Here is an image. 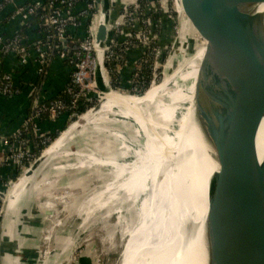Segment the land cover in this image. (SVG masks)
Instances as JSON below:
<instances>
[{
	"label": "water",
	"instance_id": "obj_1",
	"mask_svg": "<svg viewBox=\"0 0 264 264\" xmlns=\"http://www.w3.org/2000/svg\"><path fill=\"white\" fill-rule=\"evenodd\" d=\"M178 1L190 26L187 34L192 37L185 57L194 53L197 41L192 32L205 42L194 85L191 126L195 134L182 139L181 157L173 154L177 156L176 183L171 181L170 188L173 191L177 185L186 193L190 216L188 222L183 218L181 234L183 238L192 234L187 246L196 264H264V160L259 163L251 156L264 120V72L253 73L264 56V13L259 10L264 0ZM98 4L99 21L92 43L97 50V89L104 94L116 92L109 83L104 52L109 47L113 4L112 0H98ZM75 37L85 40L87 36L80 30ZM182 104L185 108L178 114ZM182 104L168 125L170 134L192 107ZM86 110L63 127L52 143ZM0 137V147L4 148L6 136ZM168 139L176 143L172 137ZM43 151L33 163L38 167L45 165ZM173 155L167 157L170 164ZM202 157L208 167L200 169ZM33 164L24 172L28 176L34 175ZM5 193L0 191V243L9 203ZM2 254L0 248V264Z\"/></svg>",
	"mask_w": 264,
	"mask_h": 264
},
{
	"label": "rangeland",
	"instance_id": "obj_2",
	"mask_svg": "<svg viewBox=\"0 0 264 264\" xmlns=\"http://www.w3.org/2000/svg\"><path fill=\"white\" fill-rule=\"evenodd\" d=\"M177 2L179 1L177 0ZM125 4L129 5V2L127 1ZM125 4L120 5L121 8L125 9ZM164 6L167 7L166 12L168 13L164 18L173 25V32L171 40L161 46V51L165 52L164 59L156 61L154 63L155 68L149 70L156 76V82L151 85L153 80L151 74L147 88L148 90L152 88L159 94L145 106L144 114L153 124L165 125L171 132L168 125L173 121L177 106L185 102L189 106L192 105L191 108H187L182 116L193 111L194 85L202 53L205 50V42L200 41L195 32H192L197 42L193 55L186 58L187 41H192V37L187 34L190 31V26L185 20L182 10L177 9L176 0H166ZM158 8L161 10L160 7ZM118 9H112V19L119 15ZM154 13L163 14L161 11ZM157 19H161L162 22V18L158 17ZM110 31H112V27H110ZM160 42L157 41L159 47ZM172 50H174L173 54L175 53V55L170 60L171 62H168ZM199 52L198 57L193 60ZM136 55L139 56L140 54ZM141 60L150 62L146 52L143 53ZM166 72H169L168 76L164 77ZM130 73L131 65L128 66L124 75L127 77ZM178 73H180L179 76L182 75V79L178 80V78V81L174 80L170 85L161 87L160 84L163 80ZM142 81H146V78H143ZM122 96L129 97L127 94H120L118 97ZM101 98L103 99L102 96L100 100L93 98L91 103L93 105L87 104L86 107L90 106L91 109L100 105ZM179 108L178 114L182 112L185 105L182 104ZM92 111L93 109L89 110L79 119ZM131 119L132 121H126L115 115L109 117V121L101 122L92 128L86 126L78 128L82 132L77 134L78 136H74L73 133L77 129L72 130V128L77 124V121L68 128V135H65L61 142V144L64 143V148L57 157L55 153L58 152L50 155L42 167L33 164L32 170L35 172L28 179L26 176L20 179L21 174L24 173L22 172L7 180L8 191L4 193L8 195V199L13 193V189L10 188L11 184L16 183L15 185H17L19 179L21 180L20 183L23 181L22 187H17V194L20 195V198L13 199L14 205L19 204L21 199L30 200V202L29 200L26 201L28 204L25 203L23 206L21 201L20 221L16 225V232L20 241V245L18 244L19 251L27 258L34 257L33 264H119L130 231L129 227L125 226L124 235H121L119 228H116L117 219L121 215L124 217L122 220L127 221V225L134 224L136 221V204L132 210L125 212V207H121L116 201L113 203L112 200H108V203L102 206L94 203L92 205L94 209L92 213H89L88 218L84 212L79 214V207L92 195L102 191L103 185L111 179L110 174L115 176L111 168L101 165L102 160H114L116 163L130 164L141 159L142 153L139 151L141 149L145 151L148 141L142 137L139 128L133 124L135 119ZM175 131L170 134L173 140L175 139ZM156 133L161 136L165 134L163 131ZM55 138L51 140L53 141ZM49 147L45 151H48ZM28 170H30L29 167H27ZM127 177L125 174L118 175L117 184L126 181ZM163 179V177L159 179L160 182ZM31 181L34 183L30 184ZM30 192L31 195H29ZM145 192V189L142 188L139 195H144ZM27 196L28 198L25 199ZM25 225L29 229L31 239L34 240V249L23 243ZM21 253L15 262L13 255H10L14 259L13 264H26Z\"/></svg>",
	"mask_w": 264,
	"mask_h": 264
},
{
	"label": "built area",
	"instance_id": "obj_3",
	"mask_svg": "<svg viewBox=\"0 0 264 264\" xmlns=\"http://www.w3.org/2000/svg\"><path fill=\"white\" fill-rule=\"evenodd\" d=\"M10 1L1 0L0 9ZM127 1L129 5L125 4ZM117 2L119 5L125 4L126 7L124 9L120 6L119 15L112 19L110 25L112 31L108 40L109 47L104 51L107 76L114 91L140 96L148 90V82L152 74L145 77V69L148 68L150 71L154 69V63L162 61V56L165 55V52L161 51L162 45L160 44V48L157 44L161 38L159 33L162 26L161 19L152 20L150 13L161 11L163 17L168 15L167 7L164 6L166 0L144 2L112 0V4ZM98 8V0H44L43 3L17 6L14 9L12 17L21 21L24 30H29L33 18L38 17L40 24L35 26L38 31L37 38L30 43L27 35L22 34L23 31L15 34L11 39L0 36V58L14 56L22 68H25L33 52L36 58L35 73L43 77L47 74L54 56H57L71 69L69 80L63 90L69 101L66 102L59 96L50 101L41 100L35 95V88H32L29 92L33 102L32 114L11 137L5 138L4 146L8 147V154L3 156L0 164L13 166L19 173L25 172L37 159L33 154L29 136L32 135L39 140V145L43 147L41 152L53 142L49 134L41 132V122H54L63 115H66L70 122L78 117L77 110L81 101L86 105H93L91 104L93 98L100 100L101 93L96 84L97 50L92 43ZM148 11L149 13H146ZM80 30L85 31L87 36L85 40L75 37L77 36L75 33ZM152 44L154 47L151 46ZM134 51L140 55L132 59L130 54ZM144 52L147 57H151L150 64L146 60H141ZM130 65L131 73L126 77L124 73ZM143 78L147 79V85L146 81H142ZM155 78L156 76L153 75L151 85L155 84ZM20 93L21 86L17 84L15 77L10 73H2L0 98L10 99ZM7 190L6 185L1 192Z\"/></svg>",
	"mask_w": 264,
	"mask_h": 264
},
{
	"label": "bare ground",
	"instance_id": "obj_4",
	"mask_svg": "<svg viewBox=\"0 0 264 264\" xmlns=\"http://www.w3.org/2000/svg\"><path fill=\"white\" fill-rule=\"evenodd\" d=\"M176 4L177 9L180 10L181 7L177 0ZM259 10L264 13V5L260 7ZM98 21L99 16H97L95 21L94 32ZM173 51L174 50H172L168 62H171L170 60L172 57L174 58L175 53L173 54ZM98 53L100 54L101 52L98 51ZM199 54L200 52L193 60H195ZM202 54H204V52ZM263 72L264 56L257 64L253 73L254 76H257ZM168 73L169 72H166L164 77L168 76ZM174 74L170 78L163 80L160 84L161 87L170 85L178 78V80L182 79V75L179 76L180 73L175 76ZM158 94L159 92H156V90L152 88L141 97H118L120 94L117 92L101 93L103 99L101 98L102 102L97 106L98 109H93L90 114L79 119L74 128H72V130L77 129L73 133V135L76 136L82 132V130H78V128H82L83 126L92 128L99 125L101 122L109 121V117L117 115L126 121H132L131 118H134L135 122L132 123L139 128L142 137L148 141L145 147L146 149H144L146 152L143 151V149H139V153H142V156L138 161H134L130 164H120L116 163L114 160H102L101 165L111 168L115 176L113 177V175L110 174L111 179L108 183L103 185V189L101 188L102 191L94 196L92 195L81 207H79V214L81 215V213L84 212L87 214L86 218H88V216H90L89 213H92L94 209L92 208L94 203L98 206H102L106 205L108 200H112L113 203L116 201L121 207H125V212L132 210V207L134 208V204H136V221L134 224L127 225V221L124 222L122 220L124 217L121 215L117 219L116 228H119L121 235H124L123 231L125 226L129 227L128 229L130 231L125 241L126 244L119 264H196V262L191 259L192 251L189 253V244L187 246V242L190 241L189 239L192 237V234H189L187 238L186 236L183 238L181 234V224L184 222L182 220L185 219L186 222H188L190 218L186 207V193L182 189H178L177 185L173 191L170 188L171 181L172 185L176 183L175 172L177 170V156L173 154L176 152V154H179L181 157L182 139L184 136L188 138L190 134L192 136L195 134L194 128L191 126L193 111L188 112L190 113L188 115L184 114L179 119V127L174 132L175 139L173 141L176 142L174 144L168 139L170 137V132L165 125L153 124L144 114V110H146L145 106H147L152 99L156 98ZM190 126L192 128H190ZM159 131H163L165 134L162 136L157 134L156 132ZM65 135H68V131L66 134L63 133V135L49 147L48 151H43V162H46L49 156L55 152H58L57 154L55 153L57 157L60 151L63 150L64 143L61 144V142ZM208 151L212 157L213 152L210 149H208ZM169 155L174 156V158H172L173 160H170L172 164H170L167 159ZM251 156L258 160L259 163L264 160V120L259 127ZM200 163V169L202 167L204 168V166L208 167L207 161L203 157L200 158ZM194 165L196 166L197 164ZM213 170L217 172L218 167L215 166ZM121 174H125L128 177L123 183L117 184V176H121ZM25 176L27 179L31 177L24 174L20 179ZM162 177L164 179L160 182L159 179H162ZM20 179L17 185L14 183L10 187L13 189V193L8 199L9 207L14 205L13 199L20 198V195L17 194V187L21 188L23 183V181L20 183ZM33 183L34 181H31L30 184ZM142 188L143 190L145 189L146 192L144 195L140 196L139 194ZM131 255H133V257H131Z\"/></svg>",
	"mask_w": 264,
	"mask_h": 264
},
{
	"label": "crops",
	"instance_id": "obj_5",
	"mask_svg": "<svg viewBox=\"0 0 264 264\" xmlns=\"http://www.w3.org/2000/svg\"><path fill=\"white\" fill-rule=\"evenodd\" d=\"M1 1V0H0ZM44 0H11L9 3L4 4L0 9V36L2 38L11 39L15 34H19L24 30V26L18 18H14V9L17 6L30 5L35 3H43ZM116 9L120 5L117 2L115 4ZM113 9V8H112ZM117 15V14H116ZM117 16H115L116 18ZM38 31L35 25L31 26L29 33L27 34L28 41L34 42L37 38ZM79 34V31L77 33ZM35 54L32 52L28 61V65L25 68L18 63L14 56L0 58V75L2 73H10L17 80V84L21 86V93L10 99L0 98V136L5 135L6 138L11 137L22 125L23 121L32 114L33 102L30 98L29 92L32 88H35V95L45 101H50L56 98L60 92H62L69 80L71 69L66 63L60 60L57 56H54L53 62L47 74L45 76L36 75L35 73ZM69 123V119L66 115L59 117L54 122L44 121L40 123V130L43 133L50 136H56L58 133ZM34 136H29V141L32 143ZM8 147H0V162L3 156H7ZM19 172L13 166L0 164V191L7 185L9 178L18 175ZM31 195V192L29 193ZM25 197V199H27ZM29 199L19 200V204L8 206L6 210V217L4 222V231L0 243L2 254V264H13L18 260V256L21 253L18 248L20 245L18 233L16 232V225L20 221V210L23 205L28 204ZM22 201V206L21 205ZM27 201V202H26ZM30 202V200H29ZM28 227L25 225V239L24 244L34 249V240L31 239ZM22 243V242H21ZM13 255L14 259L10 257ZM22 255V253H21ZM26 261V264H33V258H27L22 255Z\"/></svg>",
	"mask_w": 264,
	"mask_h": 264
},
{
	"label": "trees",
	"instance_id": "obj_6",
	"mask_svg": "<svg viewBox=\"0 0 264 264\" xmlns=\"http://www.w3.org/2000/svg\"><path fill=\"white\" fill-rule=\"evenodd\" d=\"M144 1H153V0H142V2H144ZM150 14H151L150 17H151L152 20H156L159 17V18H162V22H164V23H162V26H161V29H160V32H159L161 34V38H160L161 42H160V44L163 46L165 43H167V42H169L171 40V34L173 32V25H171L170 22H167V19H165L162 16L163 14H160V13H158V14L150 13ZM39 24H40V22L38 20V17L33 18L32 22H31V25L32 26L33 25L36 26V25H39ZM28 33H29V30L25 29V30H23L22 34L23 35H27ZM151 46L154 47L153 44ZM136 52L137 51L132 52L130 54V58H132V59L137 58L138 55H136V54H138V53H136ZM149 58L151 60L150 56H149ZM163 59H164V55L162 56V60ZM149 74H150L149 69L146 68L145 69V77H149L150 76ZM145 84L147 85V79H146ZM58 96L61 97L62 99H64L66 102L69 101V98L65 95V93L63 91L60 92ZM85 107H86V104L83 101H81L79 103V107H78V110H77L79 115L84 112ZM53 138H55V135L51 136V139H53ZM32 139H33V142H32L33 154L38 158L40 156V154H41V150L43 149V147L41 145H39V140H37V139H35L33 137H32ZM10 142H11V140H10ZM26 164H28V162Z\"/></svg>",
	"mask_w": 264,
	"mask_h": 264
}]
</instances>
